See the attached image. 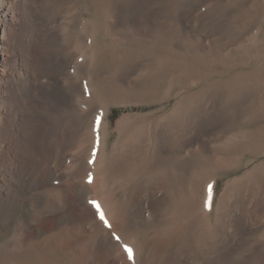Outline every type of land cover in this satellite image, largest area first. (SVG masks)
Instances as JSON below:
<instances>
[{"label": "rangeland", "instance_id": "1", "mask_svg": "<svg viewBox=\"0 0 264 264\" xmlns=\"http://www.w3.org/2000/svg\"><path fill=\"white\" fill-rule=\"evenodd\" d=\"M41 2L51 26L59 14L74 45L95 43L93 65L78 72V108L50 100L45 113L56 125L76 111L98 110L87 160L93 169L108 120L106 179L117 190L126 231L203 264L217 257L243 214L255 224L220 264H264V0ZM51 49L61 51L54 43ZM84 50L69 48L78 58L67 69L73 78ZM91 96L96 107L82 102ZM93 177L88 171L84 183L92 185ZM151 194L165 197L164 210L130 222V207ZM90 198L75 204V212L93 204ZM205 203L214 206L212 214L201 211ZM70 205L39 210L25 203L10 217L0 202V264H96L104 235L74 227ZM34 234L39 244L32 249L25 241Z\"/></svg>", "mask_w": 264, "mask_h": 264}, {"label": "bare ground", "instance_id": "2", "mask_svg": "<svg viewBox=\"0 0 264 264\" xmlns=\"http://www.w3.org/2000/svg\"><path fill=\"white\" fill-rule=\"evenodd\" d=\"M41 1L0 0V202L2 213L15 217L25 203H30L39 210H45L46 204H52L53 207L56 202H59L66 207L70 200L71 205L67 208L66 215L76 223L74 227L78 223L79 229H83L82 225L86 229L89 228L91 231H98L104 235L99 240L100 248H104V252L101 253L96 264H199L192 263L190 257L189 259L175 257L169 249L161 252L163 245L152 243L149 239L151 236L141 240L128 233V230L126 231L122 226L117 190L109 185L104 164L108 120L103 126V133L99 131L102 133L100 136L103 135V137L100 139L102 142L99 141L101 145L100 152L97 158L95 157V169L87 161L92 138H94V116L97 114L96 110H93L95 106L93 105L95 100H91L93 96L90 99H82V102L90 100L87 102L93 105V109H90L91 105H88L89 108L86 109H90L92 113L84 112L83 115L76 111L77 114L71 118L64 119L56 125L49 124L50 117L47 118L45 106L50 100L66 101L64 103L68 102L78 108L74 103L75 98L82 95L80 90L83 89L78 72L88 63L93 65L95 43L91 44L89 49L82 45L83 42L74 45L73 32H70L73 34L70 36L62 32L65 26L62 27L63 22L59 21V14L56 15L58 25L55 27L50 25L49 19L43 13L44 6ZM97 30V28L92 29V37H95ZM92 37L90 36L93 40ZM53 43L57 44V50L67 49V56L61 55L60 50L58 52L51 49ZM77 45L85 48L82 52H86L84 54L86 56L81 58L83 61L77 65L73 78L67 73V69L71 67L72 60H78V58L76 53L72 51L68 53V51L70 46L77 47ZM87 83L89 84V81ZM94 84H96L94 81L90 83L92 86L90 90L92 88L96 94L98 86ZM87 104L84 106L87 107ZM75 144L77 149L71 150ZM169 147L162 149L169 151L171 148ZM88 171H92L94 175L92 185L84 183V177ZM213 193H215L214 189ZM62 194L66 197L63 198ZM87 195H91L90 199L99 203L107 223L100 219L99 210L94 204L90 203L91 205H86L81 212H75L74 205L81 203V200L87 202ZM164 198V196L151 194L145 203L135 207L132 205L131 210L129 209L131 213L128 215L129 221L131 222L136 216L146 218V214L153 219L157 218L165 208ZM201 211L210 215L214 211V206L211 203L202 204ZM252 212L246 210L248 216L252 215ZM237 219L235 231L220 247L218 254L216 252L217 257L203 264L222 263L232 255L244 236L250 233L251 226L255 224L254 220L250 217L246 218L243 214ZM117 236L120 237L119 240L116 239ZM25 243L32 249L36 248L35 246L39 244L37 235L29 236ZM125 245L133 249L131 256L125 249ZM41 256L49 258L47 254H41ZM111 256L113 259H110ZM45 264L49 263L45 262Z\"/></svg>", "mask_w": 264, "mask_h": 264}, {"label": "snow or ice", "instance_id": "3", "mask_svg": "<svg viewBox=\"0 0 264 264\" xmlns=\"http://www.w3.org/2000/svg\"><path fill=\"white\" fill-rule=\"evenodd\" d=\"M92 203H93V204L96 206V208L99 210L100 219H101V220H104V221L107 223L106 218H105V214H104L103 210L100 208L99 203L96 202V201H93ZM109 227H111L110 224H109ZM116 239L119 240L120 237L117 236ZM124 247H125V249L127 250V252L129 253V255L131 256V255L133 254V249H132L131 247H129L128 245H125Z\"/></svg>", "mask_w": 264, "mask_h": 264}]
</instances>
